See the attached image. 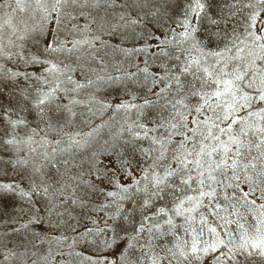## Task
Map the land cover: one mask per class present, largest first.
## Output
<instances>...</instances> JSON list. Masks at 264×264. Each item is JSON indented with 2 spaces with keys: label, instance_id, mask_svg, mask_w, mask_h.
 <instances>
[{
  "label": "snow or ice",
  "instance_id": "obj_1",
  "mask_svg": "<svg viewBox=\"0 0 264 264\" xmlns=\"http://www.w3.org/2000/svg\"><path fill=\"white\" fill-rule=\"evenodd\" d=\"M212 7L0 0V264H264V0Z\"/></svg>",
  "mask_w": 264,
  "mask_h": 264
},
{
  "label": "rangeland",
  "instance_id": "obj_2",
  "mask_svg": "<svg viewBox=\"0 0 264 264\" xmlns=\"http://www.w3.org/2000/svg\"><path fill=\"white\" fill-rule=\"evenodd\" d=\"M222 3V0H213V7L211 9V12L213 14L217 13L220 11V7L219 5ZM173 10H178V8H176L175 6L173 7ZM81 23H83V21H81ZM113 43H121L122 46L124 47H132L134 45V41H130V40H122L121 38L117 37V38H113L112 39ZM126 58L122 55H118L116 57L117 62H119L120 60H125ZM148 59L151 61L153 59V57L149 56ZM143 60V56H135L132 58V62L133 63H141ZM134 70V69H133ZM158 70V69H157ZM107 94L109 95V99H117L119 97V95H122V92H120L119 88H112V89H108L107 90ZM104 119H107V114L104 116ZM100 119H97L94 123L95 124H100ZM87 130V129H85ZM109 138V129L107 127H104L101 129L99 136L97 137V139L99 140V144H96L95 142H93V148L99 153L103 151L104 148V140ZM82 155H85L84 153H82ZM86 155L90 156L91 155V149L87 151ZM114 159V157H112ZM99 160L101 161V163L99 165H97L98 167H103L104 163H107V159L105 158V156L101 155L99 156ZM88 165H85V168H87ZM75 171V169H74ZM97 183H99V180L97 179ZM101 187H104L103 184L100 185ZM97 197H99V200H103V197L100 196L98 193L94 196H92V200L96 201ZM102 213H95L92 212L90 210H85V209H81L80 207H75L74 211H73V216L77 217V219L79 220V224H80V228L79 231H83L85 228H89L92 227L91 223L89 222L91 219L93 218H98L100 216H102ZM72 223H75V221H71ZM100 223L102 225L103 221L100 220ZM53 232H55V229H52ZM92 237H88V241H82L78 246H77V250L80 251L81 253H83L84 255H95V251H94V247L90 244ZM99 239H102V237H100ZM11 240L14 243H21L24 242L26 243V239L21 235V236H12ZM37 247L35 249H33V251H36L37 253L40 254H47L49 245L46 242L41 243L40 241H36ZM11 246V245H10ZM22 250V249H21ZM68 249L65 248L64 252L67 253ZM62 259L63 261L67 262V260L69 259L67 257V255H65L63 258L58 257V260ZM76 261V264H80V258L79 257H75L74 258ZM28 264H31V261H28ZM41 264H43V261H41ZM86 264V262H85Z\"/></svg>",
  "mask_w": 264,
  "mask_h": 264
}]
</instances>
